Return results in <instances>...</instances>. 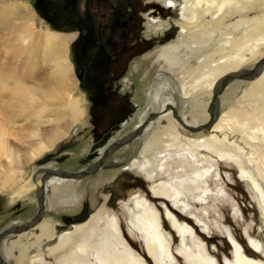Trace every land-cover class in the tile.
I'll list each match as a JSON object with an SVG mask.
<instances>
[{"label": "bare ground", "instance_id": "bare-ground-1", "mask_svg": "<svg viewBox=\"0 0 264 264\" xmlns=\"http://www.w3.org/2000/svg\"><path fill=\"white\" fill-rule=\"evenodd\" d=\"M183 2L180 13L182 22L177 21L175 24L182 39L188 37L193 41L190 45L191 52H198L200 55L197 57L199 59L197 66L183 68L177 76L182 98L187 101L188 114L181 118L173 105H166L175 108L179 119L185 125L199 128L185 132L172 117L170 108L162 110L171 112L157 121V128L150 133L139 151L142 161L135 159L132 161V167L139 168L146 177L148 175V178H152L149 169L156 165L161 171L173 160H180L192 166L189 175L152 186V198L170 204L169 207L166 206L167 209L164 207V220L170 223L180 238L177 254L183 257L186 264H220L216 259H212L211 253L202 244L205 241L204 233L196 229L197 225L202 227V221L195 215L189 219L183 215L188 210L184 198L188 194L193 205L206 204L211 194L206 179L211 174L214 163L225 161L233 163L239 168L240 177L247 176L252 187L258 191L257 179L246 171L243 161L246 159L249 165H255L258 175L264 179V106L259 105L260 101H264V68L257 77L246 81L248 86L241 95L240 101L243 104L239 109L221 113L216 97L213 102L215 112L213 123L208 128L204 126L209 119L208 107L212 101V94L218 87L220 79L228 73L243 70L241 67L264 48V0H183ZM255 3L262 7L263 14L260 17L255 16L249 20L242 17L227 26L228 29L241 30L240 38L229 31L222 32L224 34H220L217 50L210 54L202 52L208 45L207 43L203 47L198 45L197 37L201 32L209 31L210 39L214 26H219L234 13H246ZM0 30L6 31L7 38L2 41L4 46H13L20 51L21 47L28 49L32 42H36L48 58L57 59L62 55L67 63V69H70L66 53L68 44L75 38V34L56 33L48 29L38 30L35 16L25 2L0 5ZM15 60L0 61V158L5 159V165L0 164V167L7 170H4L6 172L0 177V190L13 185L14 170L37 157L66 135L68 130L55 129L45 140L31 141L27 144V152L22 155L10 146L11 140L24 144L22 137L25 136L20 137L21 133L16 132V128L18 121L22 119L26 121L23 114L28 96V90L23 85L25 74L21 73L20 66ZM58 77L60 78V74ZM233 82L235 81L231 83ZM158 88L161 91L169 90L164 84ZM70 114L72 124L83 115L78 108L77 100L71 101ZM39 136L32 134L30 139ZM20 188L21 185L15 189V196L22 197L29 193L20 194L18 192ZM62 203H66V200H62ZM134 206L139 209V213L133 214L129 226L140 235L148 263L125 244L121 238L117 217L105 215L101 211H97L85 223L75 226L72 231L57 235L55 243L47 247L44 243L53 237V232L51 233L52 229L46 221L39 224L40 220L39 225H35V233L33 231L19 233L21 235L17 234L18 236L8 243V254L16 253L14 264H173L177 258L174 253L172 254L169 241L163 235L159 212L142 198L135 199ZM192 218L195 224L192 223ZM188 238L192 240V247L186 243ZM232 245L233 259L227 264H264V261H258L255 252L247 247L233 240ZM252 246L257 252L264 251L259 250L255 244ZM33 248L36 253L30 255L29 251ZM53 253H59L60 256L55 258L51 256Z\"/></svg>", "mask_w": 264, "mask_h": 264}, {"label": "rangeland", "instance_id": "rangeland-1", "mask_svg": "<svg viewBox=\"0 0 264 264\" xmlns=\"http://www.w3.org/2000/svg\"><path fill=\"white\" fill-rule=\"evenodd\" d=\"M60 1H38V6L42 7L39 9L42 15L36 10L34 0H0V5L10 2H25L35 16V24L38 30L45 31L48 29L51 32L62 34H75V26H78L80 23L83 24L85 19L89 17L99 23L106 24L105 19L116 10L122 21L128 20L130 24H133L137 38H135L136 42L134 43H131L132 41L126 38L116 37L126 30L127 26L124 24L114 30L105 28L101 32L100 49H102V59H115L116 61L127 59L124 63L121 79L127 78L130 83H133L135 94H138V97L130 98L135 105H138V108L132 119L121 126L118 135L131 131L139 123L137 116L141 111V106L146 107L145 98L147 90L151 87V90H153L158 83L161 85L165 83L164 85L169 87L177 113L181 117L188 114L187 101L182 98L177 76L183 68L189 69L197 66L199 60L197 57L200 54L198 52H191L190 45L193 41L188 37H183L182 39L179 28L176 35L173 33L172 36H168V33L166 38L165 33L170 31L171 28L164 30L157 29L161 26L164 27L163 22L173 20L172 14L174 9L169 10L167 8L168 0H90V2L88 0H64V3ZM88 2L91 10H86V14L89 17L84 16L85 3ZM177 4L179 14L177 21L182 22L180 13L184 2L183 0H177ZM153 6L160 8V10ZM163 7L168 10H165ZM52 8H55L53 13H64V22L63 16H58L50 11ZM138 13L139 16L137 15ZM262 14V7L258 3H255L244 14L234 13L228 16L219 26L216 25L212 28L214 32L210 39H208L209 31L201 32V35L197 37L198 45L203 47L207 43L208 46L202 49V52L213 53L217 50V41L220 39L222 32L227 33L229 31L238 38L242 36L241 30L227 28L230 23L242 17L248 20L255 18V16L258 18ZM151 18L157 21L152 23L150 21ZM6 38V31L0 30V61L16 59L15 61L17 65L19 64L21 73L25 74L23 85L28 90L27 102L24 105L25 112L23 114L26 121H23L25 119L18 121L16 128V132L21 133L19 134L20 137L21 135L25 136L22 137L24 144L11 140L10 146L17 149L16 152L18 153L19 151L22 155L27 152V144L31 141L45 140L55 129L59 131L68 130L66 135L55 141L49 148L43 150L37 157L26 161L27 163L25 162L19 169L13 171L15 172V175L12 174L13 185L0 190L1 209L8 207L14 201V198L11 197H15V189L20 185L25 186L27 184L31 165L41 157L48 153H55L60 145H71L72 143H77L78 146L67 149V152L70 155L76 156L77 153L86 149L89 141L84 138L88 127L87 99L85 93L78 87V81L75 78L76 73L73 59H78V45L74 43L75 38L68 44L66 53V61L70 64V69H67V63L62 55L58 56L59 58L57 59L48 58L45 51L39 49L36 42H32V46L28 49L21 47L22 49L19 51L16 47L4 46L2 41ZM263 55L264 48H261L259 54L256 57L250 58L241 69L251 68ZM58 74H60V78ZM155 77L157 78L156 81L153 80ZM247 86L248 82L243 81H235L226 86L217 96L220 112L239 109L241 104H243L240 101L241 95ZM72 100H77L78 108L83 112L81 118L74 124L71 123L70 114V103ZM261 104L264 106V101H260L259 105ZM245 108L248 107L245 106ZM156 128V122H152L146 126L144 131L151 133ZM23 130H25L24 133ZM32 134H39L40 136L30 139ZM145 137L148 138V135H145ZM141 142V138L134 140L122 150L121 155L127 158H137L139 161H142L138 157ZM243 161L245 162L246 171L252 173L257 179L259 184L258 191L252 187L247 176L245 178L240 177L239 168L236 165L225 161L214 163L212 165L213 168L208 165L211 167V174L207 177L206 183L211 194L208 196L206 204L201 206L193 205L192 201L189 200V196H187L188 194L184 198V201L188 204V210L183 215L188 219L192 215H195L202 221V227L197 225L196 228L199 232L202 231L204 233L205 241L202 244L211 253L212 259H216L220 264H227L228 261H232L234 255L232 240L255 252V258L258 261H264V251L257 252L252 246V244H255L259 250L264 249V179L258 175L255 165H249L246 159H243ZM4 163L5 159L0 158V164L4 166ZM169 164L163 171L159 170L158 165L150 168L149 171L152 178H148V175L146 177L139 168H131L128 173L132 177H136L144 182L147 193L138 187H129V189L123 192L124 196L121 199V201L126 200L123 203H119L120 201H118L112 207L106 205L107 191L105 192L104 190L107 189H101V187L109 182L118 173L119 169H110L103 172L102 175L97 174L87 179L90 185L87 188L86 200L88 201L90 210L101 211L105 215L117 217L123 241L139 258L147 262L143 241L140 235L129 226V221H131L133 214L139 213V209L134 206L135 199H145L161 216L160 224L163 235L168 239L170 250L177 258L173 264H186L183 257L177 254L178 247H180V238L172 229L170 223L164 220V207L166 209L168 207L164 205V201L161 199L153 202L148 198V196L153 197L151 193L152 186L172 179L175 181L176 178L189 175L192 171L190 164L180 162V160H173ZM65 165L66 163H63L59 167ZM0 169L3 170L2 172L0 170L1 177L7 170L3 167H0ZM119 190L120 188L118 187L117 191ZM78 191L76 189L74 194L79 195ZM27 195L19 199H24L28 197ZM76 198L82 201L83 197L80 194L79 198L78 196ZM21 207H24L25 211L16 217L17 220L23 222L28 220L32 215L34 207L29 203L23 204ZM46 209L49 211L45 212L43 218L47 221L52 229L51 233L53 232L54 235L53 226L60 224L57 220V214L69 212L70 208L53 209L50 207V203H47ZM9 217L10 215L0 216V222L5 221ZM191 220L192 223H196L193 218ZM199 238L201 237L199 236ZM186 243L192 247L191 238H188ZM29 252L30 255H33L36 253V250L33 248ZM0 255L6 264H14L16 253H6L4 245L0 246ZM51 256L58 258L60 254L53 253Z\"/></svg>", "mask_w": 264, "mask_h": 264}, {"label": "flooded vegetation", "instance_id": "flooded-vegetation-1", "mask_svg": "<svg viewBox=\"0 0 264 264\" xmlns=\"http://www.w3.org/2000/svg\"><path fill=\"white\" fill-rule=\"evenodd\" d=\"M38 1L40 0H34L35 8L38 13H40L39 9L42 7L40 8L38 6ZM88 1L90 2V0ZM89 2L85 3L84 8V16L88 17L89 15L86 14V10H91ZM163 8L165 10L174 9L172 14L173 20L170 22H161L164 27L161 26L157 29L164 30L166 28H171L176 35L178 33V27L175 22L179 18L177 0H168V9L165 7ZM156 9L160 10L158 7ZM50 11L53 13L55 8L50 9ZM116 11L109 14V17L105 19L106 24L99 23L95 21V19L89 17L85 19L83 24L80 23L74 28V43L78 45V59H73L76 73L75 76H78V87L85 93L87 99L88 127L86 130L87 134L84 138L89 141L86 149L77 153L76 156H73L67 152V149L78 146L77 143L60 145L55 153L45 154L31 165L29 176L27 178L28 182L26 184L28 187L22 185L21 189L18 190L20 194L29 192L27 195L28 197L24 199H19L21 197H13L14 201H12L8 207L4 209H1L0 207V216L10 215L8 219L0 222V234L4 231L9 232L14 227L29 223L38 212L39 195H41L42 198V211L40 213L41 222L39 224L46 221L44 220L43 215L45 212L49 211L46 209V204L50 203V207L53 209L70 208L69 212H60L57 214V220L60 224H55L53 230L55 227L58 228V236L65 232L72 231L75 226L85 223L97 212L96 210L89 209V204L86 200L87 188L88 185H90V182H88L87 179L92 178L97 174L102 175L103 172L110 169H119V171L109 182L101 187V189H107L104 190L105 192L107 191V198L105 199L107 206L112 207L118 201H120L119 203H123L126 200L121 201L124 196L123 192H125L126 189H129V187H138L143 192H146L144 182L136 177H132L128 173L131 168H134L132 167V161L137 158H127L122 156V150L131 142L140 138L142 139L141 150L144 141L147 139L145 135H150V133L144 131L146 126L150 125L152 122L157 123L163 115L171 112H162V110L166 104L173 105V95L169 90H158V87L161 85L160 83H158L153 90H151L152 87L149 88L145 98L146 107L141 106V111L137 116V121L139 123L131 131L123 135H118L121 126L132 119L138 108V105H135L130 99L131 97H138V94H135L133 83H130L127 78L121 79L124 63L127 59L124 61L102 59L100 42L102 38L101 32L105 30V28L114 30L124 24L127 26L126 30L123 31L120 36L116 37L129 39L132 41L131 43L136 42V34L135 29H133V24H130L128 20L122 21L119 18V13H116ZM58 13L59 12L53 14ZM40 14L42 15V13ZM137 15L139 16V13ZM150 21L154 23L157 20L151 18ZM168 33L169 31L165 33V38ZM153 80L156 81L157 78L155 77ZM149 91L150 97L148 98ZM173 106L175 107V105ZM153 113L157 114L156 118L149 119V121L144 124L147 117ZM184 117L182 115L181 118ZM142 124L144 125L140 134L131 141L123 144V139ZM63 163H66V165L59 167V165ZM60 173L68 176H59ZM76 175H78V177H75ZM41 178H43L42 184L40 182ZM118 187L120 188L119 191H117ZM76 189L79 190V195L81 194L83 197L82 201L77 200L76 197L78 196L79 198V195L74 194ZM62 200H66V203H62ZM27 203L34 207V212L28 220L21 222L17 220L16 216L25 211V208L21 206ZM98 203L100 202L98 201ZM35 228L36 226L26 232L33 231L35 233ZM67 228L69 229L65 230ZM18 235L6 233L2 237L0 240V246L4 245L6 247V253H8V243L13 241ZM0 257L5 263L1 255Z\"/></svg>", "mask_w": 264, "mask_h": 264}, {"label": "water", "instance_id": "water-1", "mask_svg": "<svg viewBox=\"0 0 264 264\" xmlns=\"http://www.w3.org/2000/svg\"><path fill=\"white\" fill-rule=\"evenodd\" d=\"M174 30L173 29H170L169 31V35L172 36ZM264 68V56L260 58V60L255 63L250 69H243V70H239V71H236V72H232V73H228L226 75H224L220 81H219V85L218 87L216 88V90L214 91V93L212 94V98H211V103L208 107V115H209V119L208 121L204 124L205 128H208L212 123H213V120L215 118V112H214V100L216 99V97L222 92V90L229 84L231 83L232 81H250L252 79H254L255 77H257L261 70ZM76 80L78 79V76H75ZM167 108H170L171 111H172V117L182 126V128L185 130V131H193L197 128H199V126L197 127H190L188 125H185L178 117L176 111H175V108L172 106V108L170 107V105H165L163 110H166ZM156 115L157 114H150L146 121L144 122V124H146L149 119H153V118H156ZM142 124L141 126L137 127L136 129H134V131H132L131 133H129L124 139H123V144L131 141L132 139H134L136 136H138L143 128V125ZM59 176H64V177H67L68 175L66 174H63V173H60ZM71 176V175H70ZM75 177H78V175H76ZM32 179V178H30ZM40 182L42 184L43 182V178L40 179ZM11 197V196H10ZM16 197V196H15ZM13 198V197H11ZM148 198L155 202L156 200L158 199H154L150 196H148ZM164 205L165 206H168L169 205L164 202ZM42 211V198H41V195H39V198H38V212L37 214L34 216V218H32L30 220L29 223H25V224H22L20 226H17V227H14L11 231H4L3 233L0 234V240L2 239V237L6 234V233H12L14 235L16 234H19V233H22V232H25L31 228H33L36 224H38V222L40 221V213ZM69 228L65 229V230H68ZM55 230V235L54 237H52L50 240H48L47 242L44 243V246H51L55 243L56 241V236H57V233H58V228L55 227L54 228ZM0 264H5L1 257H0Z\"/></svg>", "mask_w": 264, "mask_h": 264}, {"label": "trees", "instance_id": "trees-1", "mask_svg": "<svg viewBox=\"0 0 264 264\" xmlns=\"http://www.w3.org/2000/svg\"><path fill=\"white\" fill-rule=\"evenodd\" d=\"M60 2H63L64 3V0H61ZM61 5V4H60ZM58 16H63V22L65 21V18H64V13H58L57 14ZM74 25V24H73Z\"/></svg>", "mask_w": 264, "mask_h": 264}]
</instances>
